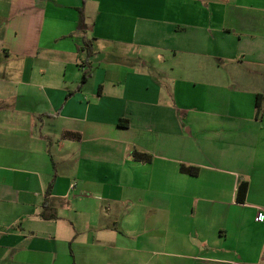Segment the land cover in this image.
Instances as JSON below:
<instances>
[{
  "label": "crops",
  "instance_id": "obj_1",
  "mask_svg": "<svg viewBox=\"0 0 264 264\" xmlns=\"http://www.w3.org/2000/svg\"><path fill=\"white\" fill-rule=\"evenodd\" d=\"M260 213L264 0H0V264H264Z\"/></svg>",
  "mask_w": 264,
  "mask_h": 264
},
{
  "label": "trees",
  "instance_id": "obj_2",
  "mask_svg": "<svg viewBox=\"0 0 264 264\" xmlns=\"http://www.w3.org/2000/svg\"><path fill=\"white\" fill-rule=\"evenodd\" d=\"M86 46L90 48L91 44L88 42L86 43ZM89 48H88V52H89ZM88 78V74L86 72L83 73V76H82V83L85 82ZM258 105V111H260V105H259V102L257 103ZM64 138L65 139H69V140H73V139H78L79 136L77 134H73V133H69V132H66L64 133ZM134 157L138 160H141V161H144V162H150L151 160V156L147 155V154H144V153H140L138 151H135L134 153ZM182 171L186 172V173H189L191 175H196L198 173V169L197 168H193V167H182L181 168ZM246 190H247V183H243L240 188H239V191H238V200L240 202H243L245 200V195H246ZM43 218L44 219H56L55 216H47L45 213L43 214Z\"/></svg>",
  "mask_w": 264,
  "mask_h": 264
},
{
  "label": "built area",
  "instance_id": "obj_3",
  "mask_svg": "<svg viewBox=\"0 0 264 264\" xmlns=\"http://www.w3.org/2000/svg\"><path fill=\"white\" fill-rule=\"evenodd\" d=\"M256 221H258V222H264V214L260 213L257 216Z\"/></svg>",
  "mask_w": 264,
  "mask_h": 264
},
{
  "label": "rangeland",
  "instance_id": "obj_4",
  "mask_svg": "<svg viewBox=\"0 0 264 264\" xmlns=\"http://www.w3.org/2000/svg\"><path fill=\"white\" fill-rule=\"evenodd\" d=\"M200 1H204V0H200ZM105 8H107V7H105Z\"/></svg>",
  "mask_w": 264,
  "mask_h": 264
}]
</instances>
